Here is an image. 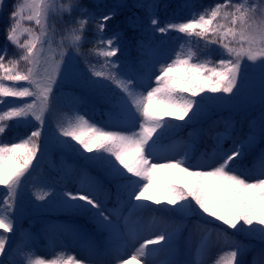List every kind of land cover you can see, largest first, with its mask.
I'll return each mask as SVG.
<instances>
[{
    "label": "snow or ice",
    "instance_id": "1",
    "mask_svg": "<svg viewBox=\"0 0 264 264\" xmlns=\"http://www.w3.org/2000/svg\"><path fill=\"white\" fill-rule=\"evenodd\" d=\"M133 6L145 12L146 30L180 34L170 60L161 61L156 49L146 46L143 39L137 41L136 59H119L123 34L107 29L123 4L97 12L84 0H14L9 8L6 43L0 49V257L8 255V264H90L66 249L54 259H42L32 249L26 253V245L11 246V237L4 235L15 232L14 208L41 153L44 127L58 99L55 91L77 58L87 71L67 91L83 103L85 97L76 87L86 89L102 108L104 125L83 114L66 127L57 123L55 143L77 154L85 165L76 191L42 190L35 199L55 196L66 212L85 217L97 231L107 233L109 241H119L114 249L110 243L104 249L117 253V264H153L151 258L159 252L170 256L163 264H205V256L219 242L212 239L213 233L223 237L225 250L212 264H246L244 257L253 249L235 239L236 234H246L264 245V147L253 152L257 145L264 146V0H214L199 9L192 5L187 19L164 23L155 14L158 5L154 0H136ZM130 24L136 30L139 18H130ZM85 43L92 45L87 53L82 51ZM9 45L17 50L14 55L8 54ZM212 45L220 50L218 60L212 59ZM245 61L259 68L262 79L261 113L258 121L249 122L247 135L237 142L233 139L235 125L225 121L223 131L212 135V143L200 152L201 162L192 166L188 161L203 131L193 129L179 159L154 162L155 149L165 138L178 134L189 122L211 119L209 102L230 99L241 91ZM165 117L184 123L177 125ZM28 125L33 127L27 135L4 140L13 126ZM125 127L130 130H113ZM80 149L92 155L84 156ZM90 168L115 182L113 208L101 199L111 192L98 176H92ZM161 173L166 179L160 178ZM250 173L259 178L250 182L246 178ZM145 201L166 207L154 209ZM144 212L172 213L181 220L195 217L199 235L193 240L190 232L187 241L193 258H180L179 228L154 231L158 218L152 216L145 222ZM76 234L90 242L82 229H76ZM137 243L130 258H119ZM259 253L264 256V247ZM0 264L5 262L0 259ZM251 264H256L255 256Z\"/></svg>",
    "mask_w": 264,
    "mask_h": 264
},
{
    "label": "rangeland",
    "instance_id": "2",
    "mask_svg": "<svg viewBox=\"0 0 264 264\" xmlns=\"http://www.w3.org/2000/svg\"><path fill=\"white\" fill-rule=\"evenodd\" d=\"M6 1L7 0H0V7H2ZM97 1L109 3L114 6L117 4L125 5L127 0ZM16 2H19V0H16ZM147 2H153V0H148ZM154 2L158 5L154 11L159 17L161 23L171 19H187L190 8L193 5L190 0H179L178 3L177 0H154ZM122 9V7L118 9L117 16L109 22L107 29L108 33L120 32L123 34L121 39V52L118 54L119 59L122 62L134 60L138 57L137 46L130 41V38L135 36L134 39H143L146 46L152 45L156 49V54L161 61L166 59L170 60L174 56L175 51L178 49V36L180 34L170 32L167 35H163L146 30L148 18L145 12L141 14L128 13L121 16ZM132 17H138L140 20V26L137 27L136 30H134L130 24V18ZM192 40L195 41L196 38L193 37ZM5 43L6 41L4 39L2 43L3 47ZM9 47H11V51L13 52L9 53V55H14L17 50L11 45L8 46V50ZM219 51L217 45L211 46V56L213 60L220 59ZM200 58L203 59V56ZM113 59H116V57H113ZM81 73H85L84 63L80 58H77L72 61L68 69L67 77L62 81L61 86L55 91V94L67 103L69 109L67 114L69 119L60 122H53L52 119L49 118L46 123L41 137V153L38 154L37 161L34 162L32 175L25 181V185L20 191V195L14 208L15 232L5 233L4 235L11 237L9 242L11 246L26 245V253L29 249H32L38 253L39 257L42 259H54L58 253L66 249L69 254L75 255L81 260L86 259L90 264H117V253L114 250L105 252L104 249L105 245L109 243L114 249L120 243L119 241L115 238L109 241L107 233L97 231L95 226L89 223L85 217L72 215L66 212L55 196L46 197L43 201L35 199V194L42 190L60 194L64 191H76L78 180L81 178V169L85 165V162L77 154L65 150L61 145L55 143L54 137L58 134L57 123L66 127L70 122L75 121L78 114H83L85 118L96 122L98 125H104V120L101 115V107H98L96 111L91 112L89 108H86L82 103H79L77 97L73 95V93L67 91V86L70 84L75 85V82L80 78ZM242 75L244 77L243 87L236 96L224 101L209 102L213 108V116H220L228 122H232L234 125L239 124V133L236 135L233 133V139L237 142L247 135L249 131V122L254 120L258 121L261 113L262 79L259 68L254 67L250 62L245 61L244 66L242 67ZM144 83L146 84L147 81ZM76 90L80 91L94 102L92 95L86 89H81L77 86ZM204 95L207 96L211 94L205 93ZM6 99L9 101L14 100V98ZM24 99L30 100L31 98ZM199 99L200 97H197V100ZM16 102L18 103L19 101ZM77 108L79 109L78 113L76 111ZM165 118L171 120L177 125H182L184 123L183 121L175 120L173 117ZM206 121L207 120L196 124L189 122L188 126L184 127L178 132V134L174 136L170 135V138L168 137V139L163 140L155 149L156 160L154 162L165 163L169 159H179L183 155L185 147L191 139L190 133L193 129L203 130L201 132V139L202 136L208 135L210 140L207 141V144H211L212 140L210 137L215 135L216 132L223 131L224 126L216 127L211 131H207L205 129ZM32 127L33 125L19 128L13 126L10 132L16 131L15 134L18 138L27 135L28 132L32 130ZM113 130L128 132L130 129L125 127ZM136 130H138V124L136 125ZM11 138V136L7 135L4 137V140L7 142ZM73 143L75 144L74 141ZM230 143L231 141H229V144ZM76 147L79 148V145H76ZM198 148L199 146H197L196 153L193 155L192 159L188 161L192 166H196L201 162L200 152L204 148ZM257 148H260L259 145H257ZM80 152L83 153L84 156L90 155V153L83 152V149H80ZM193 170H195V167H193ZM89 171L92 176H98L103 181L104 188L111 192L110 197L106 194L101 195V199H107V207L113 208L116 206L115 182L109 180L103 174H97L93 168H90ZM177 175L179 176L180 174L177 173ZM160 178L166 179L162 173ZM246 178L251 182L259 177L255 173H250ZM133 179L135 178L133 177ZM144 203L150 204L154 209L166 207L164 204L158 206L152 204L150 201H145ZM142 215L145 222H148L152 216L158 218L157 228L154 229V231L164 230L165 228H168L169 230L179 228L181 231L178 233L177 239L179 243L180 258H193L188 251L187 241L190 232L192 233L193 240L198 238L199 233L195 227L197 224L195 217L181 220L180 218L175 217L174 214L167 212H144ZM214 223L219 224L220 222L215 221ZM221 227L225 226L221 225ZM76 229H82L86 232L90 236V242L81 241L76 234ZM228 231L231 233L233 230L229 229ZM21 236L24 237L23 240L20 239ZM234 238L243 241L246 245L252 246L253 250L244 257L246 264H251L253 256L256 257V264H264V256L259 253V249L264 247V245H261L258 239L247 237L246 234H236ZM212 239L214 241L219 240V242L205 256V264H212V261L218 259V253H222V251L225 250L222 236L218 238L217 234L213 233ZM139 242H142V240ZM93 244L95 246H92ZM135 247H138V243L136 245H129L122 254H119V258H130ZM169 258L170 256L168 253L159 252L151 259L153 264H163V262ZM0 259H2L5 264H8L10 257L5 255L0 257Z\"/></svg>",
    "mask_w": 264,
    "mask_h": 264
},
{
    "label": "trees",
    "instance_id": "3",
    "mask_svg": "<svg viewBox=\"0 0 264 264\" xmlns=\"http://www.w3.org/2000/svg\"><path fill=\"white\" fill-rule=\"evenodd\" d=\"M147 1L148 0H145V2H147ZM181 1H187V0H181ZM190 1L198 9L201 8V6H208V5L212 4V3H214V0H190ZM178 2H179V0H177V3ZM13 3H14V0H7L2 6L3 11L0 12V16H1L0 17V49H2V47H3L2 43H3V40H4V26H5V22H6V19H7L8 11H9V8L12 6ZM84 3L87 4L90 8H93V10H95L97 12L107 11L113 6V5L109 4V3H105V2L103 3V2H100V1H97V0H84ZM135 3H136V0H127L125 2L124 7H122L123 9L121 11V16H124V15H126L128 13H130V14H133V13H138V14L144 13L143 10L138 9V8L133 6ZM87 35H88L89 39H91V37H92L91 31H89L87 33ZM135 37H131L130 41L133 42V44L137 46V41L141 40V38L134 39ZM91 46L92 45L90 43H85L83 45L82 51L87 53L88 49ZM11 52H12L11 51V47H9L8 54L11 53ZM90 59H92L93 62H95V58L90 57ZM84 68H85V73H86L87 67H86L85 64H84ZM76 91H77L78 94L83 95L85 97L84 102L82 103V105H84L86 108H89V110H91V112L96 111V109L99 106H97L95 104V102L91 101L87 96L82 94L80 91H78V90H76ZM57 98L58 99L54 103L55 111H54L53 115H51L49 118L52 119L53 122H60V121H63V120H68L69 119V116L67 114L69 112L68 105L63 100H61V98L59 96H57ZM211 121H218L219 123L212 124ZM225 121H227V120L221 118L220 116H216V115L213 116L212 115L211 119L207 120L205 122V129L207 131H211V130H213L216 127H222V126H224V122ZM239 131H240V126H239V124H237V125H235L234 134L236 135L237 133H239ZM15 133H16V131H12V132H9L8 135L13 137L14 135L16 136ZM169 138H170V136H169ZM166 139H168V137L165 138L164 140H166ZM209 140L210 139H209L208 135L202 136V139L200 140V143L198 145L199 146L198 149L204 148L205 145H210V143L207 144V141H209ZM259 147H262V145H259ZM258 150L259 149L257 148L256 150H253V152L255 153V151H258ZM90 155H92V154L90 153ZM94 171H96L97 174H99V175L102 174L97 169H94Z\"/></svg>",
    "mask_w": 264,
    "mask_h": 264
}]
</instances>
